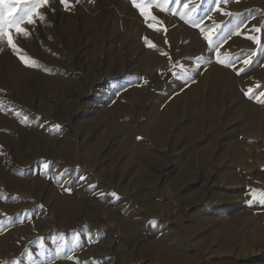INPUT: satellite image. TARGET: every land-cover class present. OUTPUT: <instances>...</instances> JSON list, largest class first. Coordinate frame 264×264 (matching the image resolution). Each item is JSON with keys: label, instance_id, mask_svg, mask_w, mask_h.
I'll list each match as a JSON object with an SVG mask.
<instances>
[{"label": "rangeland", "instance_id": "374dc122", "mask_svg": "<svg viewBox=\"0 0 264 264\" xmlns=\"http://www.w3.org/2000/svg\"><path fill=\"white\" fill-rule=\"evenodd\" d=\"M50 3L33 38L56 49L34 56L38 80L16 87L0 62V264H264V206L248 203L250 189L264 191V103L250 98L264 100V31L247 33L259 45L242 29L221 47L222 58H240L230 68L199 28L158 8L166 33L149 29L131 0H80L70 11ZM222 6L264 29V0ZM169 7L204 28L239 23L209 11L212 0ZM200 56L212 62L195 71ZM181 66L194 80L178 78ZM25 116L39 140L18 145ZM25 213L22 224L7 219ZM74 230L83 247L71 251ZM60 234L74 259L56 255Z\"/></svg>", "mask_w": 264, "mask_h": 264}, {"label": "snow or ice", "instance_id": "6c2138e0", "mask_svg": "<svg viewBox=\"0 0 264 264\" xmlns=\"http://www.w3.org/2000/svg\"><path fill=\"white\" fill-rule=\"evenodd\" d=\"M132 5L139 11L140 16L143 18L146 26L149 29H152L155 32H167V29L163 27V21L160 20L156 15L153 14L152 8H158L160 12H166L168 14H174L180 17L181 20H185L190 23L193 27L199 28L200 33L203 35V38L207 41L209 45V49L214 53L215 60L217 63L225 65L227 67H234L239 57L229 55L225 53L223 58L221 57L220 49L221 47L233 36L241 35L242 29L245 30L246 39L250 41H254L257 45L260 44V38L257 35H249L247 33H261L264 31L259 26L253 25L248 27L246 21L248 20V16H244V14L232 13L230 11H226L225 7L222 5H227L231 2H239V0H212V8L209 11H216L220 13L222 16L228 17L229 21L233 18H237L239 23H236L234 26H229V22L226 21L224 24H216L213 23L210 27L204 28L201 27L203 22V18L195 19L189 18L187 12L177 11L169 7L170 3L180 4V0H131ZM59 3L63 6L64 10L70 11L75 7V4L80 3V0H59ZM184 9H188V3H184L182 5ZM45 9L55 12V8L52 7L50 0H0V52L4 50L5 47L9 48L14 55L27 67L40 68V62L29 55L27 51L21 46L18 41H27L32 39L36 33L37 27H43L48 23V15ZM192 11H196V8L193 7ZM249 16H253L254 13L249 12ZM210 18V17H209ZM227 29V31H226ZM145 44L157 51H161L162 54L167 55V53L163 52L161 49L157 48V46L149 40L147 37L144 38ZM165 43L167 40L165 38ZM260 52L264 53V47L260 48ZM170 59V58H169ZM212 62V59L205 56H200L196 58L197 68L195 71L199 70V66L206 65ZM245 64H252L253 61L250 59L244 60ZM182 68V74L178 77L181 81L187 83L190 80H194V77L188 74V71ZM45 71L50 72L51 69H44ZM240 72L245 71L244 68L239 70ZM239 75V72L237 73ZM141 79V78H137ZM147 81H145L146 83ZM252 92L251 89L245 93V95H249ZM264 96V93L260 94ZM250 98H254L257 102L264 103V100H260L258 96H250ZM19 117L20 114L16 113ZM21 123L29 124L30 121L27 116L21 119ZM59 128L58 125L55 126ZM43 169H47L49 167L48 162H44L42 165ZM70 191L71 189H66ZM252 194V198L248 201L251 205L253 203L259 204L260 206H264V191H257L255 189L249 190ZM112 196L117 198L116 193H112ZM43 208V205H40ZM0 216H6L5 213H0ZM25 218L27 220H31V216L28 213L24 214V218H20L19 214L15 221L12 220L11 217L7 219L11 223H24ZM5 231V224L3 220H0V234H3ZM73 240L76 241V244L73 246L71 251H74L76 248H82L83 244L80 242V234L75 230L72 233ZM39 239V247H40V255L44 256L47 252L45 247L46 238L40 237ZM64 239V235L60 234L59 236L53 237V242L57 243V248L55 249L56 255L65 254V258L74 259L71 255L68 254L69 250H66L60 241ZM89 242L92 241V237L89 236ZM26 255L29 256L30 260H34L35 254L31 251H26ZM16 264H22V262L17 261ZM40 264H51L50 260H42ZM76 264H80L77 260ZM84 264H88V262H84ZM95 264V262H94Z\"/></svg>", "mask_w": 264, "mask_h": 264}, {"label": "bare ground", "instance_id": "6f19581e", "mask_svg": "<svg viewBox=\"0 0 264 264\" xmlns=\"http://www.w3.org/2000/svg\"><path fill=\"white\" fill-rule=\"evenodd\" d=\"M19 42H20L21 46L27 51V53L29 55H32V57L36 56L37 54L38 55L40 54L39 55L40 58H43L45 54L42 51H44L48 48L56 49V46L53 47L51 45L46 44L45 41H38V40H35L34 38L29 39L27 41H19ZM4 51L6 52V54H4L5 53ZM0 59H1L0 62H1L2 68L4 67L5 69L9 70L10 72H12V70H15V72L17 73L14 79L10 78L12 85H14L16 87H20L22 89V88H24L25 84L28 83L30 80H32V79L38 80L39 75L36 74V72L32 69V67L25 66L17 58V56L13 54V52L9 48H7V47L4 48V50L2 51ZM49 83H50V87H51V89H53V91H56L58 88L61 89V87H59L60 86L59 82L52 81V83L51 82H49ZM70 85H73V83H71ZM67 86H68V84H67ZM79 90H80V87H77V91H79ZM71 93H74V92H71ZM0 103H2V101ZM2 107L4 108L5 105H3ZM10 124L12 125V123H10ZM15 128H16V132L18 135L17 138L20 141L19 143H17L18 145L21 144L22 142L31 143V142L39 140V134L35 133V131H31L28 128H26V125H24L23 123L16 124ZM26 150H28V149H26ZM99 175H101V174H99Z\"/></svg>", "mask_w": 264, "mask_h": 264}]
</instances>
